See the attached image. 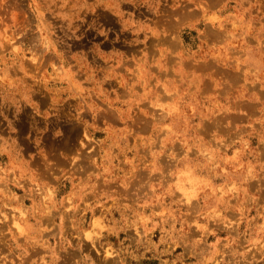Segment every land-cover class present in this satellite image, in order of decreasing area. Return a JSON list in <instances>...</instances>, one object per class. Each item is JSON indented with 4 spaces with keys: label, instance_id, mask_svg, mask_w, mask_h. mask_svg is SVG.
<instances>
[{
    "label": "rangeland",
    "instance_id": "1",
    "mask_svg": "<svg viewBox=\"0 0 264 264\" xmlns=\"http://www.w3.org/2000/svg\"><path fill=\"white\" fill-rule=\"evenodd\" d=\"M0 264H264V0H0Z\"/></svg>",
    "mask_w": 264,
    "mask_h": 264
},
{
    "label": "bare ground",
    "instance_id": "2",
    "mask_svg": "<svg viewBox=\"0 0 264 264\" xmlns=\"http://www.w3.org/2000/svg\"><path fill=\"white\" fill-rule=\"evenodd\" d=\"M187 18H188V17H187ZM108 20H109V19H108ZM107 22H108V21H107ZM211 32H212V31H211ZM212 33H213V32H212ZM214 33H215V32H214ZM205 34H206V33H205ZM205 34H204V35H205ZM179 44H180V43H179ZM22 118H23V117H22ZM23 120H24V119H23ZM25 122H26V121H25ZM25 126H26V125H25ZM48 217H49V216H48Z\"/></svg>",
    "mask_w": 264,
    "mask_h": 264
}]
</instances>
